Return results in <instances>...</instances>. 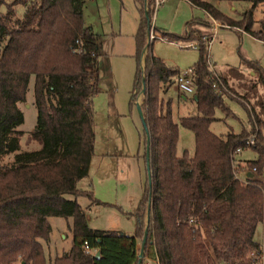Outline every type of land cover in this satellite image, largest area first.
<instances>
[{"label": "trees", "instance_id": "obj_1", "mask_svg": "<svg viewBox=\"0 0 264 264\" xmlns=\"http://www.w3.org/2000/svg\"><path fill=\"white\" fill-rule=\"evenodd\" d=\"M136 1L140 21L134 36L137 72L130 106L144 89L140 110L149 177L134 211L131 236L89 228L86 210L78 202L85 196L97 203L91 192L77 186L87 177L94 151L91 102L98 85V37L84 24V0H13L0 14V157L15 154L14 164L0 166V264H47L40 241L50 239L49 217L72 221L71 248L52 264H138L140 251L157 264H252L250 254H260L255 234L262 227L264 236V181L239 182L232 172L231 154L254 151L256 159L245 165L264 173V95L251 106L258 126L252 144L246 139L254 129L238 135L213 134L215 111L228 110L223 96L211 88L208 36L194 27L195 21L184 37L163 33L161 37L171 42H195L198 51L191 68L197 114L180 120L193 133L195 149L192 157L187 152L178 156V125L172 119L171 102L161 98L163 86L171 84L178 72L149 51L141 71L148 22L143 0ZM188 1L213 20L264 40V20L256 30L253 16L264 0ZM208 1H244L251 7L235 21ZM18 7L23 8L21 16ZM152 11L153 1L149 17ZM247 65L264 90V73ZM32 77L37 122L30 138L39 149L19 153L17 128L24 117L18 104L25 103ZM85 242L94 255L84 254Z\"/></svg>", "mask_w": 264, "mask_h": 264}, {"label": "rangeland", "instance_id": "obj_2", "mask_svg": "<svg viewBox=\"0 0 264 264\" xmlns=\"http://www.w3.org/2000/svg\"><path fill=\"white\" fill-rule=\"evenodd\" d=\"M11 1L13 0H4V3L0 4V14L6 12V3ZM147 3V8L150 10L151 1L147 0ZM228 3L230 2H221V7L226 11L222 14L233 20L236 14L230 11ZM245 5V3L232 4L236 13L244 9ZM139 10L140 6L136 0H85L82 8L85 26L91 27L98 37L99 82L98 93L92 100L95 133L93 157L88 177L82 179L77 186L91 192L97 203L90 202L85 196L78 197V202L86 210L89 226L101 231L118 230L128 236L134 234V211L148 181L145 135L137 111V105H141L144 100L143 91L137 95L134 106H130L137 72L134 36L140 21ZM263 12L264 10L260 8L256 9L255 18H261ZM17 13L21 16L23 8L18 7ZM203 17L202 12L189 8L184 2L167 0L156 9L153 27L156 32L179 36L187 19ZM211 23L208 20L207 24L212 26ZM157 34L154 31V35ZM240 43L236 33L230 30H218L217 38L211 40L208 51L215 70L222 71L225 66L237 67L238 52L243 50L248 52L249 58L264 57L254 43L249 47L245 45L246 49ZM187 44L196 43L157 40L146 53L149 51V54L182 73L191 69L198 59L197 48L181 47ZM146 53L144 52L141 57V71L144 69ZM33 88L32 77L25 103L18 104L24 117L22 125L17 128L21 132L19 153L39 149V144L30 138L37 122ZM228 90L234 96H223V103L228 112L220 109L215 111L214 121L210 125L211 132L217 136H224L228 132L238 135L254 129L253 134H255L250 106H244V103L239 101V95L229 87ZM184 97L185 100L182 94L178 93L174 81L161 93L162 100L171 102L172 119L178 125L177 155L181 156L183 152H187L188 156L192 157L195 149L194 135L180 125V120L196 115L197 111L193 95L185 94ZM261 133L264 137V125ZM256 157L254 151L247 149L236 154L235 161L250 162ZM14 162L15 154H5L0 157V166H10ZM249 169L246 165L236 166L237 173ZM255 175L260 180L258 170ZM48 222L51 226L50 239L48 242H40L44 248L47 264H52L55 257L67 252L72 245L69 231L72 221L71 218L49 217ZM255 240L262 241V227H258ZM140 264L157 263L146 259Z\"/></svg>", "mask_w": 264, "mask_h": 264}, {"label": "crops", "instance_id": "obj_3", "mask_svg": "<svg viewBox=\"0 0 264 264\" xmlns=\"http://www.w3.org/2000/svg\"><path fill=\"white\" fill-rule=\"evenodd\" d=\"M178 1L184 2V4L189 6V8L199 10L200 12H202L204 14V17L202 19H187L185 21V24H184L183 32L178 37L186 36V34L188 32V25L192 24L195 21L193 23V25L196 24V25H194V27L196 29L204 30V32H206V34L208 36V39L211 36H214V38H217L219 29L230 30V31H232V32H234V33H236L238 35V37H239V39L241 41L240 45L243 48H245V45H247V47H249V46H251L252 43H254L256 45V47L259 48V52H262V54L264 56V40H257L255 38L251 37L250 35L246 34L244 31H242V32L238 31V30H241V29L231 28L229 26L223 25L221 22H217V21L213 20L202 9H200L199 7L193 5L188 0H178ZM84 2H85V0H84ZM208 3H210L221 14L226 12L221 7V2L208 1ZM233 3H238V4L239 3H245L246 7L244 9H242L239 13H236L235 8L232 6ZM144 5H145V0H143V10H144ZM228 5L230 7V11H232V13L236 14L235 18H233V20H235V21L240 20L242 18V15L246 11H248L250 9V7H251V4L249 2H244V1L230 2V3H228ZM258 8L264 10V4L259 5L256 9H258ZM256 9L253 11V16H254V13H255ZM82 16H83V11H82ZM208 20H210L212 22L211 23L212 26L207 24ZM254 20H255V23H256L255 24V29L259 30L258 22L261 21V20H264V15L261 18H259V19L255 18V16H254ZM87 28H90L92 33H94L91 27H87ZM154 31H155V33H158L157 36H161L163 34L162 32H156L155 28H154ZM169 35H171V34H169ZM172 36H177V35H172ZM191 43H195V42H191ZM248 55H249L248 52L245 51V50H243V52H238L239 64H238L237 67L225 66L222 71L216 70V72L221 77V79L224 82V84L227 87H229V89L234 90L239 95V97L241 98V100L239 98V101L244 103V106H246V105L248 106L249 105L250 108H251L252 105H255V102L257 101L258 97H261V96L264 95V90H263V87L260 86V84L258 83V77H257L256 72L252 68H250L247 65V63L254 64L258 69L261 70V72L264 73V57L255 59L252 56H251V58H249ZM152 56L155 57L154 55H152ZM98 60L99 59L97 57V70H96V74L95 75L98 78V82H99V72H98L99 71V62H98ZM215 67H216V64H215ZM140 68H141V64H140ZM173 69H175V68H173ZM177 72L180 73L179 71H177ZM176 76L173 78L171 84L174 81L175 87L177 88L176 81H175L176 80ZM171 84L164 85L162 91H166L171 86ZM177 90H178L179 94H182V97L185 100L186 99L184 97L185 94L182 93L181 91H179L178 88H177ZM97 93H98V85H97ZM92 100H93V98H92ZM91 106H92V102H91ZM251 110H252V108H251ZM92 111H93V109H92ZM94 140H95V138H94ZM240 152H242V151H240ZM240 152H239V154H240ZM92 157H93V155H92ZM92 157H91L89 168H88V174H89V169H90ZM236 163H237V165H240V166L245 165V162H242V161H239V162H236ZM88 174H87V177H88ZM251 178L259 179L256 175H251ZM260 180L264 181V173L261 174ZM80 181H78V183ZM86 220H87V215H86ZM87 225H88V221H87ZM88 227L93 229V230H98L97 228L91 227L89 225H88ZM115 231H118V230H115ZM118 232H120V231H118ZM70 248H69V250H70ZM69 250H67V252ZM67 252H64V253H67ZM146 259L153 260V259L148 258L146 255L143 256L142 260L144 261ZM153 261L156 262L155 260H153Z\"/></svg>", "mask_w": 264, "mask_h": 264}, {"label": "built area", "instance_id": "obj_4", "mask_svg": "<svg viewBox=\"0 0 264 264\" xmlns=\"http://www.w3.org/2000/svg\"><path fill=\"white\" fill-rule=\"evenodd\" d=\"M150 1H153V11H152V13H151V15L149 17V35L147 36V42H146V46L144 48V52L145 53L151 47V45H152V43L154 41H157V40L169 41L168 39H165V38H162L160 36L154 35V27H153V18H154L156 9L159 6H161L164 2H166L167 0H150ZM147 4H148L147 0H145L144 13L149 14L150 12H149V9L147 8ZM238 31L242 32V30H238ZM213 39H214V36H211L208 39V43H207L208 44V51H209V46H210L211 40H213ZM181 47L182 48L196 49L197 45L196 44H189V45L187 44V45H183ZM206 61H207V67H208V70H209V73H210L211 88L214 91V93L216 95H219V96L231 95L229 90H228V87L224 84V82L222 81L221 77L218 75V73L214 69V67H213V65L211 63L210 57H209V52L207 54ZM175 81H176V85H177V88L179 89V91H181L184 94L194 95V86H193L192 70L191 69H188V70H186V71H184L182 73H178V75L176 76V80ZM142 91L144 92V89ZM231 96H233V95H231ZM251 115H252L253 124H254V127L256 129V133H257L258 128H257V125H256V123L254 121L252 113H251ZM256 133L251 135L250 137H248L246 139V141L249 144L253 143V140H254V138L256 136ZM239 152H240V150H236L235 152H233L231 154V167H232L233 175L242 184H245V185L246 184H250V179L249 178H251V177H248V175L249 174L250 175H255L257 173V170H256V168H251L249 170H244L241 173H237L236 172L237 163L235 161V155L238 154ZM260 176H261V174H260ZM82 249H83L84 254H86L88 256H92L95 253V251L92 250L88 246V244L86 242L83 244ZM250 256L252 258V264H255V262L258 263V264H264V236H262L260 254L255 256L254 253H251ZM220 264H223V263H220Z\"/></svg>", "mask_w": 264, "mask_h": 264}, {"label": "water", "instance_id": "obj_5", "mask_svg": "<svg viewBox=\"0 0 264 264\" xmlns=\"http://www.w3.org/2000/svg\"><path fill=\"white\" fill-rule=\"evenodd\" d=\"M145 15H146V19H147V22H148V31H147V36H148L149 35V16H148L147 13H145ZM137 111L139 113V116H140V119H141V122H142V126H143L144 129H146L145 128V123L143 121V116H142V113H141V110H140V105H137ZM146 161H147V171H148V177H149V157L148 156H147V160ZM248 177H251V175L249 174ZM98 257H99V253L96 252L95 258H98ZM138 259H139V263L138 264H140L142 259H143L142 251L139 252Z\"/></svg>", "mask_w": 264, "mask_h": 264}]
</instances>
